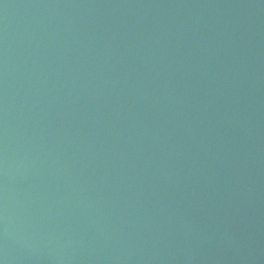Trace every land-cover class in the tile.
<instances>
[{
  "label": "water",
  "instance_id": "95a60500",
  "mask_svg": "<svg viewBox=\"0 0 264 264\" xmlns=\"http://www.w3.org/2000/svg\"><path fill=\"white\" fill-rule=\"evenodd\" d=\"M67 0H0V165Z\"/></svg>",
  "mask_w": 264,
  "mask_h": 264
}]
</instances>
